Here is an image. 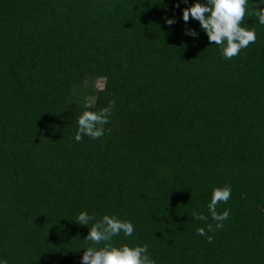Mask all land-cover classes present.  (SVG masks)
<instances>
[{
    "label": "trees",
    "instance_id": "16d2710c",
    "mask_svg": "<svg viewBox=\"0 0 264 264\" xmlns=\"http://www.w3.org/2000/svg\"><path fill=\"white\" fill-rule=\"evenodd\" d=\"M195 2L0 0V262L82 264L110 215L135 229L111 244L147 245L155 264H264V25L249 0L257 39L226 60L183 20ZM113 100L104 135L77 142L78 117ZM224 185L209 243L197 228H215Z\"/></svg>",
    "mask_w": 264,
    "mask_h": 264
},
{
    "label": "clouds",
    "instance_id": "9594fccd",
    "mask_svg": "<svg viewBox=\"0 0 264 264\" xmlns=\"http://www.w3.org/2000/svg\"><path fill=\"white\" fill-rule=\"evenodd\" d=\"M248 2L249 0H206V3H200L197 0L190 7L183 9V20L187 23L190 16L198 20L199 26L207 34L209 42H214L215 45L219 46L222 58L232 59L242 49L255 43L257 39L254 29L242 26ZM261 5H264V0H256L253 15L260 24L264 25V7H261ZM177 6L179 5L177 4ZM174 22V19L166 20L168 25H172ZM186 34L194 37L198 35L193 29H186ZM114 105L115 101L113 100L109 101L107 107L99 111H84L78 117V131L75 133V140L80 142L84 136L92 139L102 137L104 126L110 123ZM230 198V185L213 188L211 200L207 207L212 220L216 222L215 228L212 224L207 225V232L203 227L197 228V234L205 236L209 243L214 238L208 235V232L222 229L224 221L230 215V209L218 212L217 206L221 203L226 204ZM192 216L196 220H208V216L203 213L193 212ZM93 218L86 211H82L75 221L81 225H89ZM134 230V225L130 221L104 215L89 227V232L84 238L93 245L103 243L104 246L100 248L87 247L82 255V264H155L148 252L147 245L130 247L123 244L120 247H115L111 244L114 237L119 236L121 233L126 237H130ZM0 264H7V261L0 262Z\"/></svg>",
    "mask_w": 264,
    "mask_h": 264
},
{
    "label": "rangeland",
    "instance_id": "374dc122",
    "mask_svg": "<svg viewBox=\"0 0 264 264\" xmlns=\"http://www.w3.org/2000/svg\"><path fill=\"white\" fill-rule=\"evenodd\" d=\"M105 84L106 77L104 76H98L96 79H93L92 81L88 80L86 82V89H84L86 93H84V98L87 104L95 105L97 95L105 87Z\"/></svg>",
    "mask_w": 264,
    "mask_h": 264
}]
</instances>
